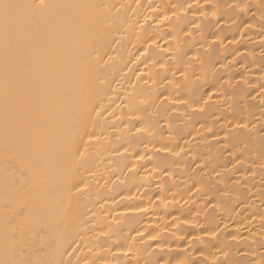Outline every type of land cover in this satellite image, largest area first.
Instances as JSON below:
<instances>
[{"label":"bare ground","instance_id":"6f19581e","mask_svg":"<svg viewBox=\"0 0 264 264\" xmlns=\"http://www.w3.org/2000/svg\"><path fill=\"white\" fill-rule=\"evenodd\" d=\"M0 264H264V0H0Z\"/></svg>","mask_w":264,"mask_h":264}]
</instances>
